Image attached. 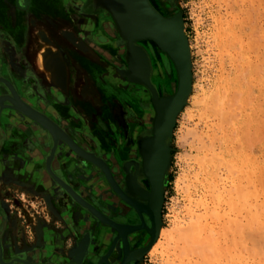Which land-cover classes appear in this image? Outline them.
<instances>
[{"label":"rangeland","instance_id":"obj_1","mask_svg":"<svg viewBox=\"0 0 264 264\" xmlns=\"http://www.w3.org/2000/svg\"><path fill=\"white\" fill-rule=\"evenodd\" d=\"M153 2L157 10L167 17L181 14L184 36L190 45L192 82L168 142L167 156L170 163L161 192L163 197L159 207L160 217L158 215L159 220L153 222V226L169 228L173 226V222H177L184 227L189 221L192 223L191 219L193 223L197 221L202 226L207 220L206 225H203L205 233L201 236L203 243L212 237L210 226L216 227H211L212 229H219L227 223L225 221L222 224L223 220L232 219L237 226L238 223L240 225L238 227L241 238H236L238 245L241 244L238 248L239 255H242V260L246 257L250 262L252 258L247 251L250 252L253 245L249 243L250 240H246V234L250 230L245 224L249 226L253 219L259 224H264V0ZM219 33L222 35L221 39ZM230 39L234 44L230 43ZM157 61L158 64L161 61L166 74L171 72L165 61L159 58ZM158 66L160 68V65ZM165 72L161 70L155 73L161 76ZM154 80L157 84L162 81L160 77ZM126 82L131 86L138 85L129 80ZM141 88L145 91L147 99L151 100L148 89L144 86ZM6 95L11 96L9 90ZM14 103L16 100H13ZM8 105L10 104L6 100L0 99V207L3 210V214L0 213L1 248L6 257L18 255L25 258H28L29 251L37 248L43 250V256L37 264H65L73 261L78 254L77 245L91 237L88 232H81L84 228L82 224L89 219L90 214H96L94 207L77 188L83 185L79 179L86 178H80L78 172L70 174L66 169L68 180L73 177L77 179L74 184H70L66 181L63 169L54 177L47 173L43 162L48 156V149H51V141L48 148L43 147L41 138L33 134L35 131L32 124L35 121L19 113L14 107L8 108ZM217 114L223 116L218 117ZM244 133L248 134L245 139ZM25 140H28V147L24 146ZM32 147H36V152H32ZM170 148L172 156L169 154ZM208 155L215 156L212 157L215 160ZM197 157L201 159L197 160ZM208 157L209 161L206 160ZM80 160L88 163L82 158ZM210 161L214 162L215 168ZM13 166L19 172L17 180H13ZM229 168L231 171L233 169L232 173ZM214 173L218 174L217 178ZM212 181L217 184L213 185ZM214 191L221 193V201L214 197ZM227 196H233L232 201L236 197L234 202L238 203L240 208L236 210L226 204ZM217 202L224 204L218 208ZM215 206L218 208V215L222 214L223 210L225 213L223 217L220 215L221 218H218L220 221L217 219L221 226L212 218ZM219 209L222 212H219ZM229 219L227 224L232 223ZM79 237L80 240H77ZM209 239L210 242L207 240L203 243L204 246L195 240L196 242L183 243L184 247L180 245L182 242L178 241L173 255L169 258L170 262L167 263L160 258L157 250L149 253L146 249L141 264H232L229 253L225 249L216 250L212 246V238ZM243 239L246 241L243 242ZM162 241L163 239L160 240V246ZM219 242V246L226 248L228 243L223 237H220ZM3 262L5 261L2 260L1 263Z\"/></svg>","mask_w":264,"mask_h":264},{"label":"flooded vegetation","instance_id":"obj_2","mask_svg":"<svg viewBox=\"0 0 264 264\" xmlns=\"http://www.w3.org/2000/svg\"><path fill=\"white\" fill-rule=\"evenodd\" d=\"M89 3L93 4V0H89ZM16 5L21 14L23 11L28 10L29 0H16ZM84 10L79 0H49L47 15L57 25L58 19L61 17L68 18L72 16L74 18V16H82L81 14H83ZM94 10L96 8L94 9L93 5H90V8L86 9V12L92 14ZM96 15L98 21L106 20L102 23L101 32H92L90 35L84 33L75 40V43L79 49L84 48L87 52L96 51L105 60L104 65L108 67V71L104 74L106 70H101L99 79L96 78V85L89 87V84L85 83L82 87V93L86 100H73L76 96L72 94L71 90L69 92L68 88V92H65L64 86L54 87L44 82L37 74L34 61L29 57L26 41L20 47H17L14 40L13 43L11 40H0V99H3L2 96L6 95V93L4 94V90L8 93V89L4 87L6 82V84H9L13 88V100L31 107L39 114L52 116L77 142L79 140L80 145H85L86 150L97 156L99 155L108 164L109 171L124 191L127 182L131 180L135 182L137 180L139 182L138 186L142 187H140L142 189L141 193L136 196L129 192L127 193L134 200L149 204L150 192L148 182L141 176V171L137 172V166H141L143 162L142 150L140 149L142 148V143L139 146L138 140L153 136L152 124L155 117L153 105L151 100L147 99L143 88H140L142 86H131L126 82L125 78H122L118 74L117 70L126 66L123 60H120L122 48L120 49L119 46H121V41L118 40V36L112 34V23L109 20L110 17L105 15V11L99 10ZM25 17H27L28 21L31 18L30 16ZM49 39L54 44L57 42L56 38L50 33ZM83 40L85 41L83 42ZM6 42L12 44L13 65L6 50L8 48ZM114 43L117 47H115L116 51L111 50V46ZM144 46L150 51L154 63L152 64L154 71H158L160 69L158 65L162 66L161 61L159 64L157 61V58H159L157 57L158 53L154 56L151 52L152 49H150L151 45L145 44ZM59 49L62 53V58H64L63 61L67 64L68 59L65 50L63 48ZM116 58L119 60L117 61ZM117 79H120L121 83L116 82ZM11 82H14L13 85ZM47 82L49 83V81ZM104 83H108V85L103 87L102 84ZM63 84H65L64 81ZM128 86L130 87L129 90L126 89L129 88ZM85 87L91 95L86 93ZM56 103L66 107L67 113L58 112L59 114H56V112L52 111L53 106L57 108L55 106ZM74 104H82L83 106L80 105L81 107L85 106L87 108L84 107L83 110H80ZM32 126L35 131L33 134L41 138L43 147L46 146L48 148V143L51 141V149H48V159L46 158L45 162H43L47 173L54 177L57 173L60 174L61 169H63L66 181L74 184L77 179L74 177L71 180L67 179L69 174L66 172V169H68L70 174L78 172L80 178H86L88 181L86 179H79V182L83 185L77 188L80 190L81 195L94 207L96 214H90L89 219L82 224L84 228L81 232H88L91 237L86 238L81 245H77L78 254L73 261H77V264H118L119 259L125 252V248L122 245L117 229L109 223L113 221V223L130 228L127 244L131 251L141 252L139 257L131 262V264H141L144 253H146V239L148 235L141 225L145 224L150 228L153 227L150 213L146 212L145 208L138 209L133 205L125 203L109 186L101 169L80 160L79 157L60 144L57 147H53L52 136L45 142L44 137L36 127L33 124ZM41 132L43 131L41 130ZM24 146L28 147V140L24 141ZM33 150L36 152V147L32 149V152ZM171 150L172 148H170L169 154L172 156ZM29 151L31 152L30 149ZM51 152L54 153L53 156ZM49 162L52 171L47 170L46 163L48 166ZM1 166L2 164H0ZM18 173L13 166V180H17ZM160 212L161 209L159 217ZM0 213L3 214L1 207ZM77 240H80V237ZM1 247L0 243V264H2V260L9 262L15 258H25L18 255L6 257ZM42 254L43 250L41 251L37 248L29 251L28 258L25 259L31 264H37L42 258ZM73 261L70 260L65 264H72ZM18 262L19 264H24L20 261H13V264ZM40 264H46V262Z\"/></svg>","mask_w":264,"mask_h":264},{"label":"bare ground","instance_id":"obj_3","mask_svg":"<svg viewBox=\"0 0 264 264\" xmlns=\"http://www.w3.org/2000/svg\"><path fill=\"white\" fill-rule=\"evenodd\" d=\"M106 1H108V0H106ZM109 1H110L111 5L113 6V8L115 9V11L120 15L119 16V21L122 24L124 30L129 34V37L126 40H124L123 38L119 37V40L121 41V46L120 47L123 49L122 54L120 55V57H121L120 60L122 59L123 63L126 66H124L122 69L117 70V72L122 78H125L126 80L135 79V80H137V81L142 83V85L141 84H138V85L144 86L145 88L148 89V92H149V95H150V99H151V103L153 105V110H154L153 113L155 115L154 122L152 124L153 136L152 137H147L146 139H142V140L140 138L138 140L139 146L142 143V148H140V149L142 150L141 153H142V158H143L142 161L143 162H142V165H141L142 167L141 166H137L138 167L137 168V172L141 171L142 172L141 176L143 178H145L146 181L148 182L149 192H150V194H149V200H150L149 204L140 202L138 200H134L133 198H131L128 195L127 192H129L130 194L135 195V196L138 195L139 193H141V191H142L141 188L142 187L140 186L141 187L140 188L138 186L139 182L137 180H135V182L133 180L127 182V185H126V188H125V191H124L119 186V183L116 182V180L114 179L112 173L109 171L108 164L101 157H99V155L97 156L94 153H91L88 150H86L85 145H83V144L80 145L79 144L80 143L79 140L77 142V140H75L70 134L66 133L62 128H60V125L58 124V122H57V120L55 118H53L52 116L49 117L46 114H41L40 113L38 120L35 121L33 123V125L40 132V134L44 137V141L45 142L47 141L48 138H50L52 136L51 133L55 132V137H52V145H53V147H57V145L60 144L61 146H64L69 151L74 153L77 157H79V159L82 158L83 160L87 161L89 164H91L93 166H96L98 169H101L102 170V174H103L104 178L106 179L107 183L113 189V191L119 196V198H121L125 203H127L129 205L135 206V208H138V209L139 208H145V211L150 213L151 219L155 223V221L158 220L157 218H158V215H159V207H160V202L162 200L161 192H162V189L164 188L163 185H164V181H165V176H166V173L168 171V163H169L168 162V156H167L168 148H169L168 142H169V139H170V137L172 135V132H173V130L175 128L178 112L180 110V108H179L180 105L178 104V100L177 99L183 92L185 93V95H188L189 92H190V89H191V85H192L191 76L189 75V72H188V68L190 70V65L187 66V64H186V59L189 60V58H190V56H189L190 45L188 43L187 38L184 37L185 34L184 33H183L184 35L182 34L183 30H182V28L180 26V23H174L173 21H170L167 18V16L161 14L157 10L156 6L153 4L154 3L153 0H109ZM100 2H101V0H93V4L92 5H93L94 9L96 8V11L102 9V5H101ZM124 5H127L129 10H130V12H131L132 20L130 22H125V21L123 22V20L121 18L122 17L121 13L123 11V6ZM114 27H115V25H114ZM108 28H109V26H108ZM111 30H113L112 27H111ZM112 34H115V33L112 32ZM218 35H220V33ZM41 36L44 39V42L47 43V46H45L41 50V55H40L41 63L43 65L44 70L46 71L47 75L49 76V79L51 80V82H53L54 84L60 85L59 78L61 79V77H63V74L65 73V63L63 61L62 55L60 54V52H59V50L57 48L56 49L54 48L53 42L48 40L49 39L48 37L45 38L44 34H41ZM219 37L221 39L222 35H220ZM232 38L236 39L233 36H232ZM220 39H217V40L220 41ZM227 39H229V38H227ZM231 40L232 39H230V43L231 42L233 43V40L232 41ZM216 42L219 44L218 41H216ZM145 44H150L151 45L150 49H152V51H151L152 54L155 56L156 53H158L157 57H159V59H161L162 61L166 62V65L168 66V68L171 69L170 73L166 74V72H165V70L163 68V65H162L158 71L161 72V70H162L163 72H165V74H163L161 76L155 75V71H154V68H153L154 66L152 65V64H154L153 63V59H152V56L150 54L149 49H147L144 46ZM154 59H155V57H154ZM221 62H222V60H221ZM244 69H246V68H244ZM159 77L162 79V81L159 84H157V83L154 82L155 81L154 78L156 80H158ZM171 81H173V82L171 83ZM59 87H61V85ZM168 88L170 90H168ZM172 88H173V90H171ZM105 89H107V88H105ZM126 89L129 90L130 87L126 88ZM110 91H111V89H110ZM4 93H7V91L4 90ZM234 93L236 95V92H234ZM203 98H204V96H203ZM223 98L224 97H222V99ZM181 101H180V103H181ZM215 103H217V102H215ZM58 105H60V104H58V103L55 104L56 107ZM212 108H214V107L212 106ZM220 109H222V108H220ZM52 111L56 112V114H59L58 113L59 112L58 108H55L54 106L52 107ZM213 111L215 112L216 110H213ZM19 113L25 115L26 117L29 116V113L24 111V110H19ZM219 115H218V117H220V116L222 117L223 116V115H220V116ZM231 118H232V116H231ZM41 130L43 132H41ZM195 131H196V129H195ZM243 137L245 139L246 137H248V134L246 136H243ZM201 139H202V136H201ZM246 141H248V140H246ZM200 143H201V140H200ZM244 143H246V142H244ZM202 144H200L201 147H202ZM238 145L240 146V144H238ZM205 147H207V146H205ZM237 148H239V147L237 146ZM235 149H236V147H235ZM207 152H208V150H207ZM209 152H210V149H209ZM51 154L53 156L54 153L51 152ZM208 156L210 157L211 155H208ZM194 157H196V156H194ZM203 157L206 158L205 155ZM209 157L206 159L207 161H209L208 160ZM212 157H215V156L212 155L211 158ZM218 157H219V155H218ZM198 158H200V157H197V160H198ZM204 158H203V160H204ZM212 159H213V161L215 160L214 158H212ZM201 161L202 160H200V162ZM211 161H210V163L213 166L214 162L212 163ZM217 162H218V160H217ZM212 166L210 165V167L213 169L214 166L213 167ZM46 167H47V170L52 171L51 166H50V162H49L48 166H47V163H46ZM230 167H232V166H230ZM230 171H231V169H230ZM232 171H233V169H232ZM232 171H231V173H232ZM211 172H212V170H211ZM217 175H218L217 173H216V175L214 173V177L217 178L218 177ZM211 180H214L216 182L218 181V180H215L214 178L211 179ZM214 181H212L213 185L216 183ZM218 186H219V184H218ZM214 187H215V190H217L216 186H214ZM223 191L226 192L225 189ZM214 192H216V191H214ZM215 194L216 195H214V197L216 196L218 201L220 200V198L223 197V196H221V193H217L216 192ZM226 194L228 195V193H226ZM239 194L241 196V193H239ZM237 195H238V193H237ZM232 197L233 196H231V198ZM228 198H227V201H226L227 203L226 204H230L229 206H232L235 209L240 206V205L238 206V203L235 204V202H234L236 197L234 198V201H232L231 198H229V199ZM238 198H239V196H238ZM223 199L225 200V198H223ZM228 201L229 202L231 201V202L228 203ZM232 202H234V204ZM222 203L224 204V202H222ZM222 203L218 204V202H217L216 206L218 205L217 207L221 208L219 206H221ZM239 203H241V202H239ZM136 206H138V207H136ZM216 206L213 207L214 211L212 212V216H213L212 218H214L213 221L215 220L221 226L220 222H218L217 219L221 218V216L223 217V215L225 213H224V210H223V213L222 214L220 213L221 216L218 215L219 214L217 212L218 208H216ZM205 208H207V206H205ZM219 212H222V211L220 210ZM207 213H205V215H207ZM205 215H203L204 218H206ZM252 215H254V214L252 213ZM188 218H190V217H188ZM201 219H202V217H201ZM227 219H229V218H227ZM227 219L223 220V221L221 220L222 221L221 223L224 224L225 221L228 223ZM233 219H234V217H233ZM195 220H197V219H195ZM229 220H230V222H232V219H229ZM250 220H251V218H250ZM254 220L255 219L252 220V222H251V224H249V226H247L246 221H244L246 223V224L244 223L245 227L246 228L248 227V230H250V231L246 230V231H248L247 234L245 232L246 237H247L246 240H248V241L250 240L249 243L253 245L252 247H250V249L252 248V250L250 252L247 251L248 254H250L251 258H252V260L250 259V262H249V260L247 261L246 257H245L244 260H242L241 259L242 255L241 256L239 255L238 248H240L241 244L238 245V243L236 241V238H237V240H239L241 238V236L239 235V234H241V232H240V229L238 227V226H240L239 223H238V226H237L235 224L234 220L230 224L226 223L227 226L224 225L222 227H219V229H214L216 227L210 226L211 236L212 237H209V236L208 237L212 238L211 241L213 240L212 241L213 242L212 246H214V248H216V250H218V251H219V249H220V251L225 249V251H227V253H229V255L231 257V262L230 263H232V264H239V263L242 264V262H243V264H255L256 262L260 263V264H264V255H263L264 254L263 253V251H264V224H261V222L259 224L257 221H256L257 222L256 223ZM191 221H192V223L189 221L188 223H186V225L184 227H181L180 225H178L177 222H173V226L169 227V228L156 227V226H153L152 228H150V227H148L145 224L141 225V227L143 229H145L146 233L148 234L147 235V239H146V249H147V251L149 253H151L152 251L157 250L158 255L160 256V258L163 259L167 263V262H170L169 258H171V256L173 255V253L175 251V248L177 247V245L179 243L178 241L182 242V244H180V245H183V243H186V242H190L191 243V241L194 242L195 240L198 241V242L200 241V244H201L202 243V239H201L202 237L201 236H203L204 233H205L204 232L205 228H203V225L207 222V220H206V222L202 223L203 224L202 226H200L201 224L199 225L197 221L195 223H193L194 222L193 219H191ZM262 222H264V221H262ZM109 223L114 228L117 229V231L119 233L118 235H119L120 240L122 242V245L125 248V252L123 253L121 258L119 259L118 264H131V262H133L134 260H136V258L139 257V254L141 252L139 253V252H137L135 250L131 251V249L129 248V246L127 244V237H128V235L130 233V228L127 227V226L121 225V224L113 223V221H110ZM199 223H201V221ZM211 227H214V228L212 229ZM243 227H244V225H243ZM206 229L209 230L208 227ZM220 237H223L224 241L228 243L225 246L226 248H224V247L222 248L221 245L219 246ZM244 237L245 236H243V238ZM209 238L207 239L208 241L210 240ZM161 239H163L162 246L159 245ZM246 240L243 239V242L246 241ZM206 241H203V243L206 242ZM38 243H40V242H38ZM217 244H218V247H217ZM183 246L185 247V245H183ZM203 246H204V244H203ZM189 248H191V247H189ZM241 248H243V247H241ZM159 250H160V252H159ZM259 250H261V251H259ZM217 255H219V254H217ZM261 255H263V256H261ZM103 260H104V258H103ZM13 261H20V262H23L24 264H31L25 258L24 259H22V258L14 259L11 262H13ZM11 262H9V263L3 262V264H10ZM74 262H77V261H73L72 264H76Z\"/></svg>","mask_w":264,"mask_h":264},{"label":"crops","instance_id":"obj_4","mask_svg":"<svg viewBox=\"0 0 264 264\" xmlns=\"http://www.w3.org/2000/svg\"><path fill=\"white\" fill-rule=\"evenodd\" d=\"M48 2L49 0H29L28 10H25L20 14V10L16 5V0H0V40H11L12 43L14 40L17 47H20L21 44L26 41L27 52L29 53V57H31L35 63L36 71L39 77H41L44 82L50 84L51 86H64L65 92H68V90L70 92L71 90V92H73L72 94L76 96V98L73 100L84 101L86 100V98L82 93V87L85 85V83H88L89 87H92V85H96V78L99 79L101 70H106L104 72L105 74L108 71V67L104 65L105 60L102 59L96 51L87 52L86 50H84V48L79 49L77 44L75 43V40L81 37L84 33L90 35L92 32H101V28L103 25L102 23L106 20L104 19L98 21L96 14L99 10H94L92 14L86 12V9L90 8V5H92L89 3V0H79L81 7L85 9L82 12L83 14H81L82 16H74V18H72V16L68 18L61 17L60 19H58V24L55 25L53 23L54 20L51 19L49 15H47ZM100 10L104 11L103 8ZM105 15H108L110 17L109 20L111 21V15L106 10ZM25 16H30V20L28 21L27 17ZM49 33L52 34L53 37L57 40L55 44L53 43L54 48H57L60 54L62 53L59 48H63L68 59L67 64L64 61L65 73L63 74V80L62 77L61 79L59 78L60 85L51 82L41 63V50L42 48L47 46V43L44 42L41 34H44L45 38H49ZM84 41L85 40H83V42ZM6 43L8 47L6 50L13 65L12 44L9 42ZM116 48L114 43L113 46H111V50L116 51ZM122 51L123 49H121V52ZM46 80L49 81V83ZM117 80L116 82L121 83L120 79ZM63 81L65 85L63 84ZM11 83L13 85L14 82ZM107 84L104 83L102 85L107 86ZM84 89H86V87ZM86 91V93H89L87 89ZM89 94L91 95V93ZM81 95L83 96L80 97ZM74 105L80 110H83L85 107H81L83 106L82 104ZM57 108L59 112L63 114L67 113V108L63 105H58ZM89 108L91 107L89 106ZM60 128L62 127L60 126ZM64 131L68 133L66 130Z\"/></svg>","mask_w":264,"mask_h":264},{"label":"water","instance_id":"obj_5","mask_svg":"<svg viewBox=\"0 0 264 264\" xmlns=\"http://www.w3.org/2000/svg\"><path fill=\"white\" fill-rule=\"evenodd\" d=\"M100 3L102 5V8L104 10H106L111 15V18H112L111 19V23H112V29H113L112 31H113V33H115L116 36H119V37L123 38L124 40L128 39L129 34L124 30L122 24L119 21V16L120 15L115 11V9L111 5L110 1L109 0L108 1L101 0ZM121 16H122L121 18H122L123 22L124 21L125 22H130L132 20L131 12H130V10H129L127 5L123 6V11L121 13ZM167 18L170 21H173L174 23H180V26H181V28L183 30V22H182V19H181V14H175V15L169 16ZM113 24L115 25V27H114ZM183 33L184 32L182 31V34ZM186 64H187V66L190 65V62L187 59H186ZM188 72H189V75L191 76L189 68H188ZM128 80L142 85L141 82H139V81H137L135 79H128ZM4 87L7 88L9 90V92L11 93V96H8V95H5V96L3 95L2 96L3 99L6 100L10 104V105H8V108L13 109V107H14L17 111L24 110V111L29 113V116H27V117L33 119L34 121H37L40 114L38 112H36L35 110L27 107L26 105H24L23 103H21L19 101H16V103L13 104V88L11 86H9V84H6V82H5ZM6 94H8V93H6ZM185 97H186V95L183 92L177 99L178 100V104L180 105V107H179L180 109H181L182 104L184 103ZM180 101H181V103H180ZM51 135H52V137H55V132L51 133Z\"/></svg>","mask_w":264,"mask_h":264}]
</instances>
